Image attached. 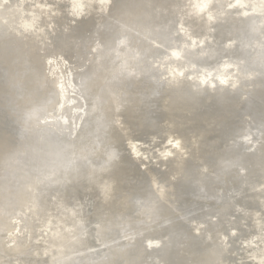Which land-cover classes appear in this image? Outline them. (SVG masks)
<instances>
[{
  "label": "bare ground",
  "instance_id": "obj_1",
  "mask_svg": "<svg viewBox=\"0 0 264 264\" xmlns=\"http://www.w3.org/2000/svg\"><path fill=\"white\" fill-rule=\"evenodd\" d=\"M231 3L208 20L192 0H110L75 20L67 0H0V264H38L37 241L39 264H257L264 4ZM61 83L70 123L45 127Z\"/></svg>",
  "mask_w": 264,
  "mask_h": 264
},
{
  "label": "snow or ice",
  "instance_id": "obj_2",
  "mask_svg": "<svg viewBox=\"0 0 264 264\" xmlns=\"http://www.w3.org/2000/svg\"><path fill=\"white\" fill-rule=\"evenodd\" d=\"M261 3L264 4V0H261ZM192 7L195 9L196 13L197 14H203L204 13V10L203 9H197L196 8V4L193 3L192 4ZM229 8H234V7H241V8H246L247 7V3H246V0H234V3H231L228 5ZM75 10H79V9H75ZM245 15H248L247 12L244 13ZM213 19V18H212ZM27 27H30V26H27ZM121 45H124L126 43V40H121L119 42ZM193 44H195V41H193ZM172 57H175V58H178L179 57V52L177 51H173L171 53ZM49 64H53L54 61L53 60H49L48 61ZM228 67H230V65H224V68L227 69ZM179 75H183V73H179ZM211 76V73H209V77ZM216 79L218 80V82L221 84V85H227L228 83V80H229V77H226L224 75H218L216 77ZM207 79H205L204 77H201L200 79V83L201 84H205L207 83ZM211 86H215V85H211ZM58 87L60 88V92H61V97L63 96V93H64V88H63V84H59ZM59 106H60V111L63 112L64 110V105L59 103ZM32 115V118H36V115L35 113L31 114ZM54 119L51 114H49L48 118L45 120L44 123H42L45 127H49L51 126L52 124H54ZM41 123V121H40ZM70 123L69 120L65 119L64 120V125L65 126H68ZM169 143H172L171 141H169ZM173 147H176L178 148L179 147V142H176V143H173L172 144ZM165 155H171V153H165ZM51 181V176L50 175H45L43 173L41 174H38L36 175L35 177L32 178V182L30 184L27 185L26 187V190L29 192V193H35L36 191H40L41 190V186H47V183L46 182H50ZM44 193L41 191V195H43ZM56 198L59 199V193L56 194ZM33 204H36L37 202H39L40 205H44L45 204V201H41L40 200V196H37V195H33V200H32ZM41 211H43V208H41ZM73 211H74V214L76 216H79L80 217V214H79V211L75 209V207L73 208ZM80 220H81V223L79 225V227L83 228V224H84V221L82 219V217H80ZM67 231L69 232H72L73 230L72 229H68ZM86 232V229L84 230ZM20 232V229H18V233ZM82 234H84L82 232ZM232 235H235V231H233L231 233ZM75 238V237H74ZM14 246L13 244H10L9 247H12ZM148 246L149 247H152L153 246V242L149 241L148 242ZM34 254L35 256L37 257V261H38V264H39V257H40V247H39V241H37V244H36V247L34 249ZM49 255V252L46 250L45 251V256ZM43 264H47V259H44V262Z\"/></svg>",
  "mask_w": 264,
  "mask_h": 264
},
{
  "label": "clouds",
  "instance_id": "obj_3",
  "mask_svg": "<svg viewBox=\"0 0 264 264\" xmlns=\"http://www.w3.org/2000/svg\"><path fill=\"white\" fill-rule=\"evenodd\" d=\"M110 0H67V3L69 5V15L74 17L75 20H79L81 19V17L84 15L85 11L87 8L89 7H92L93 5H98V11H105L108 4H109ZM195 3L196 4V8L197 9H203L204 10V14L206 16V18L208 20H212V15L211 13L208 11L209 9V6L210 4L212 3V0H192V4ZM36 8L37 9H40L44 14H47V13H51L52 15H56L57 13L53 12L52 10V7L50 5H47V4H40V3H37L36 4ZM75 9H79L78 11L75 10ZM49 27L51 28V25H49ZM183 31V29H181ZM202 43V41H201ZM48 63V62H47ZM224 65H228V64H223L221 65V68H220V75H223L227 69L224 68ZM54 70L55 67H54ZM71 85L69 84V87ZM65 95L66 93L64 92L63 93V96L61 97V104H63L64 106L67 104L68 106H71L73 104H75V101L74 100H65ZM78 111V109H75L73 108L72 109V113L73 115ZM54 119V122L59 124V125H62V126H65L64 125V120L67 119L69 120L68 116L65 115L63 112L60 111V106L58 105L57 106V113L55 116H52ZM48 117H45L43 120H41V123H44L45 120L47 119ZM73 128L76 127L75 123H73L72 125ZM13 224L15 225H19V221L17 220H13ZM18 229L19 227H17L16 229V232H12L10 231L8 233V236L9 237H13V236H16L17 233H18ZM252 258L255 259V254L252 255ZM257 264H264V256H262L258 261H257Z\"/></svg>",
  "mask_w": 264,
  "mask_h": 264
},
{
  "label": "water",
  "instance_id": "obj_4",
  "mask_svg": "<svg viewBox=\"0 0 264 264\" xmlns=\"http://www.w3.org/2000/svg\"><path fill=\"white\" fill-rule=\"evenodd\" d=\"M187 31H188V29H187ZM180 50H182V48H180V49L177 51V52H179V57H178V58L173 57V60L176 59V62H178V65H174L175 68H174L173 65L170 67V70L168 71V72H169V76H168V78H172L174 74H175L176 76H180V75H179V73H180L179 68H181V66L179 65V63L182 61V62H181V65H182V64L185 63V61H186V60H185L186 58H184V56L181 55L182 53H181ZM169 55L172 56L171 53H169ZM190 65H191V63H190L188 66H183V68H184V67H188V68H190V70H191L192 67H190ZM171 71H172V72H171ZM167 74H168V73H167ZM205 79H207V77H205ZM169 88H170V87H167L166 90H168ZM164 126H165L166 128L169 129V127H168L169 125H168V122H167L166 120H163V122H162V127L164 128Z\"/></svg>",
  "mask_w": 264,
  "mask_h": 264
}]
</instances>
